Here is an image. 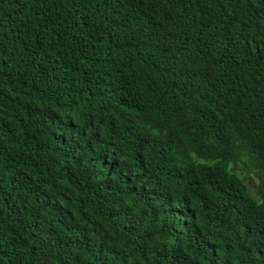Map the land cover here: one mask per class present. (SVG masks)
<instances>
[{
  "label": "trees",
  "instance_id": "1",
  "mask_svg": "<svg viewBox=\"0 0 264 264\" xmlns=\"http://www.w3.org/2000/svg\"><path fill=\"white\" fill-rule=\"evenodd\" d=\"M0 264H264V0H0Z\"/></svg>",
  "mask_w": 264,
  "mask_h": 264
}]
</instances>
